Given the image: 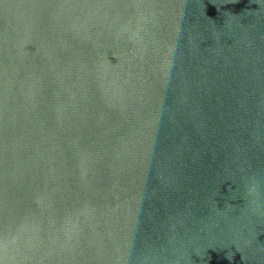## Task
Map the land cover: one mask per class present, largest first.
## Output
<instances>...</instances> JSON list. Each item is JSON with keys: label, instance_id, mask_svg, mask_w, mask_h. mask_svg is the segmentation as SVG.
I'll return each mask as SVG.
<instances>
[{"label": "water", "instance_id": "95a60500", "mask_svg": "<svg viewBox=\"0 0 264 264\" xmlns=\"http://www.w3.org/2000/svg\"><path fill=\"white\" fill-rule=\"evenodd\" d=\"M0 264H264V0H0Z\"/></svg>", "mask_w": 264, "mask_h": 264}]
</instances>
